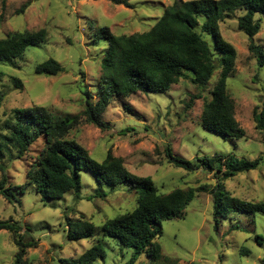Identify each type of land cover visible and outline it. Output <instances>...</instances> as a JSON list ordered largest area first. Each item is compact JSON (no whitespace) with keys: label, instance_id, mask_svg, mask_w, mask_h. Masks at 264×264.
<instances>
[{"label":"rangeland","instance_id":"1","mask_svg":"<svg viewBox=\"0 0 264 264\" xmlns=\"http://www.w3.org/2000/svg\"><path fill=\"white\" fill-rule=\"evenodd\" d=\"M125 1L129 8L106 0H0V39L14 32L46 31L42 45L29 47L12 64L0 63V132L15 109L42 106L59 118L81 115L84 91L90 93L93 103L98 97L100 63L106 44L97 38V29L107 27L117 36L146 32L160 18L163 8L178 0ZM239 15L238 11L232 12L219 23V30L236 51L226 88L244 138L223 140L200 126L203 103L211 98L219 69L203 92L189 80L180 79L163 94L137 93L129 98H113L101 114L107 129L101 130L82 117L66 136L97 162L108 153L120 158L130 174L150 177L160 194L175 189L195 191L182 219L162 223V235L156 240L160 257L146 249L135 264H262L264 215L228 214L215 228L211 191L221 175L203 168L186 172L167 163L165 158L168 147L174 156L198 164L203 156L217 153L234 154L249 161L258 159L256 170L222 182L224 191L233 198L264 202V141L253 121L254 109L264 102V66L258 67L248 51L249 40L237 28ZM204 40L218 61L220 55L212 45L211 35L205 33ZM253 42L264 46V22ZM47 59L58 62L64 71L56 76L35 75L34 68ZM198 94L202 98L192 100ZM42 148L43 140L38 139L21 159L8 161L4 156L0 164L5 166L6 185L25 184L33 159ZM2 175L0 171V180ZM79 175L78 199L68 192L61 200H42L32 187L24 188L22 194L15 190L17 201L0 195V220L18 223L22 231L28 230L36 244L25 250L19 264H60V260L76 259L101 236L105 221L136 207V195L126 184L99 188L91 173L81 171ZM66 219L91 223L92 237L69 241ZM257 235L263 238L261 245L256 242ZM100 241L106 255L94 264H126L133 254L117 239L103 237ZM17 251L13 234L0 231V264H15Z\"/></svg>","mask_w":264,"mask_h":264},{"label":"trees","instance_id":"2","mask_svg":"<svg viewBox=\"0 0 264 264\" xmlns=\"http://www.w3.org/2000/svg\"><path fill=\"white\" fill-rule=\"evenodd\" d=\"M106 1L130 7L125 0ZM24 9L25 6L19 13ZM235 11L240 12L237 28L249 40L248 51L255 58L257 66L263 67L264 46L255 44L253 38L260 32L264 22V0H178L163 8L160 18L146 32L117 36L107 27L97 29V38L103 39L106 44L100 63L98 97L93 103L90 93L84 91V111L81 115L59 118L45 107L32 106L15 109L12 119L5 121L4 129L0 132V161L4 156L8 161L19 160L26 155L32 144L38 139L43 140V148L33 159L24 185H6L5 166L0 164L3 174L0 195L6 200L17 201L15 190L19 189L17 193L22 194V190L28 187H32L42 200H61L68 192H73L78 199L81 171L91 173L99 188H115L119 184H126L128 190L136 195V207L133 210L105 221L100 232L101 238L96 239L78 258L60 260V264H94L96 260L105 258L106 252L100 241L103 237L117 239L122 247L133 250L126 264H135L146 249L159 258L160 247L156 240L162 235V223L182 219L195 193L190 188L160 194L150 177L130 174L122 160L110 153L101 162L93 160L79 144L66 139L69 131L78 125L82 117L88 123L105 130L107 125L101 120V114L113 98H129L137 93L163 94L180 79L189 80L203 92L215 70L219 69V79L211 91V98L203 103L200 126L223 140L244 138V131L234 119V104L226 88L233 71L236 51L222 38L219 30V23ZM205 33L213 38L212 45L220 55L218 61L204 40ZM45 41L46 31L43 29L14 32L0 39V63L12 64L23 56L26 49L40 46ZM63 71L53 59H47L34 68V74L38 76H56ZM14 82L20 86L18 80L14 79ZM262 96L264 101V88ZM201 98V94L192 96V100ZM253 121L264 141V102L262 107L254 109ZM165 158L167 163L186 172L203 168L221 175L211 191L215 228L228 214L251 217L264 215V202L251 203L233 198L224 191L222 182L237 174L256 170L258 159L249 161L237 158L234 154L217 153L203 156L198 164L174 156L168 147ZM66 220L69 241L77 242L92 237L94 226L91 223ZM2 230L13 234V243L18 249L15 264H19L25 250L36 246L34 239L28 230L22 231V226L11 219L0 220ZM255 239L258 245L262 244V236L257 235Z\"/></svg>","mask_w":264,"mask_h":264}]
</instances>
